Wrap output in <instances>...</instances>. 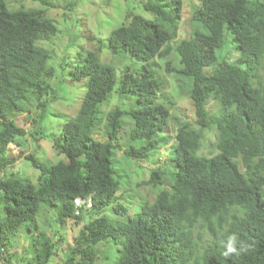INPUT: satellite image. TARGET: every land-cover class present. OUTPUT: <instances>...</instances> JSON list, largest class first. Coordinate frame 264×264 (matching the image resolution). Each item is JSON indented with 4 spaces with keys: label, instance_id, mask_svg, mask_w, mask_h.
Here are the masks:
<instances>
[{
    "label": "trees",
    "instance_id": "obj_1",
    "mask_svg": "<svg viewBox=\"0 0 264 264\" xmlns=\"http://www.w3.org/2000/svg\"><path fill=\"white\" fill-rule=\"evenodd\" d=\"M8 1L0 0V264H49L61 240L48 227L65 220L80 227L63 264H264V0H187V11L183 0H143L147 15L127 9L99 42L112 62L83 48L69 61L71 82L83 81L80 104L50 136L57 160L23 153L32 176L6 175L17 160L8 150L36 134L59 97L63 74L47 46L59 29L48 11L74 3ZM182 23L186 35L173 45ZM173 53L167 69L194 120L171 114L173 99L161 94L158 58ZM114 95L133 103L105 110ZM205 129L216 132L209 156L198 154ZM135 162L149 172L151 200L136 190L141 182L126 185ZM76 197L91 206L76 207ZM46 209L55 211L49 221Z\"/></svg>",
    "mask_w": 264,
    "mask_h": 264
},
{
    "label": "rangeland",
    "instance_id": "obj_2",
    "mask_svg": "<svg viewBox=\"0 0 264 264\" xmlns=\"http://www.w3.org/2000/svg\"><path fill=\"white\" fill-rule=\"evenodd\" d=\"M74 3V7L71 9H65L63 1H59L56 8L50 9L49 15L57 24L59 32L55 38H53L51 43L47 46L54 52V63L55 68L59 73L63 74L62 83L60 87L57 88L59 97L54 99L47 108V113L45 118L40 122L39 127L34 131L36 134L30 136L26 134L24 138L16 139L9 147V154L16 155L17 160L6 169V175H10L11 171L14 174H20L21 176H32L36 175L38 170L33 169L30 163L23 159V153L33 152L37 154L40 159H51L57 160L59 156L56 155L54 149H52L50 136H56V132L63 125V123L71 118L77 112L80 104L81 94L83 92V81H73L71 82L69 78V71L71 69L70 62L77 56L76 52L83 50H95L98 49L99 42L104 41L109 35L110 31L121 22L125 21L126 10L135 8L136 12H141L147 15L141 8V1L143 0H70ZM8 5L11 8H17L23 6L24 8H36L38 4L31 0H9ZM183 10L187 11V0H183ZM127 21V20H126ZM76 34V36H75ZM186 35L183 23L178 31L176 39L172 42L174 45L177 41L184 38ZM92 36L96 39L92 40ZM76 39V45L73 46L71 41ZM99 39V40H98ZM105 43V41H104ZM99 58L103 62H112L114 59L112 55L105 49L101 47L97 50ZM69 57H65L66 55ZM67 55V56H68ZM177 56L175 53L168 55L164 58H158L161 63V69L159 70L161 75L166 77L164 83V89L161 94H167L173 99L175 104V110L171 114L175 116L182 117V115L187 116L190 120H194L193 110L191 108L190 99L188 98L184 90L180 91L178 89L176 77L173 75L169 69H167V60L172 64H176ZM59 63H64L63 66H59ZM67 62V63H66ZM66 63V64H65ZM127 64H131L129 60L126 61ZM116 70L121 69L124 65L117 64ZM134 66V65H133ZM160 94V95H161ZM159 95V96H160ZM133 103L130 98L122 100L114 95L111 102L104 108L109 111L113 108L119 107L122 109H127L128 104ZM33 110V109H32ZM34 113V112H33ZM22 119V118H21ZM20 119V120H21ZM18 123H23L25 130L31 129V122L23 120L17 121ZM128 129V128H127ZM124 130H120V139L115 143L118 145V150L116 152L117 158H121L122 150L124 149L125 140L122 138ZM166 133V132H165ZM167 133L173 135L174 127L173 125L168 126ZM125 134V132H124ZM216 141V132L214 130L205 129L202 131V136L199 141L198 154L209 156L213 151L214 144ZM23 142V143H22ZM25 142V145H24ZM21 150V151H19ZM12 152V153H11ZM159 159L166 157V151L162 150L158 153ZM65 160L61 162L65 164ZM129 178L127 187H133L135 182H141L140 187L136 189L142 198L153 199L154 192L149 190V185L143 184V182L148 178L149 172L146 168L140 167L136 162L132 163L130 166V171H128ZM126 180V179H125ZM125 186V185H124ZM44 216L48 221L55 215V211L51 209H46ZM80 225L74 224L72 220H65L62 224L53 223L49 225L48 230L50 236L56 241L58 238L61 240L56 243L53 255L50 258L49 264H63L65 256L68 249L73 244V238L78 233ZM27 246V241L20 240L19 246L16 247L19 252L22 247Z\"/></svg>",
    "mask_w": 264,
    "mask_h": 264
},
{
    "label": "clouds",
    "instance_id": "obj_3",
    "mask_svg": "<svg viewBox=\"0 0 264 264\" xmlns=\"http://www.w3.org/2000/svg\"><path fill=\"white\" fill-rule=\"evenodd\" d=\"M73 202L76 207H79V206L90 207L91 206L90 197H76Z\"/></svg>",
    "mask_w": 264,
    "mask_h": 264
}]
</instances>
